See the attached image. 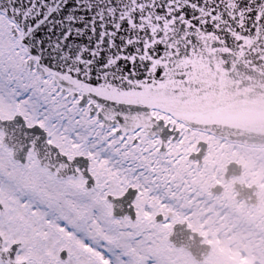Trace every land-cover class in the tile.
I'll return each instance as SVG.
<instances>
[{
  "label": "snow or ice",
  "instance_id": "1",
  "mask_svg": "<svg viewBox=\"0 0 264 264\" xmlns=\"http://www.w3.org/2000/svg\"><path fill=\"white\" fill-rule=\"evenodd\" d=\"M238 20L264 0H0V264H156L166 165Z\"/></svg>",
  "mask_w": 264,
  "mask_h": 264
},
{
  "label": "flooded vegetation",
  "instance_id": "2",
  "mask_svg": "<svg viewBox=\"0 0 264 264\" xmlns=\"http://www.w3.org/2000/svg\"><path fill=\"white\" fill-rule=\"evenodd\" d=\"M181 142L159 193L163 232L184 224L187 240L209 245L203 264L224 260L218 249L225 245L232 264H249L250 254L264 251V146L227 142L189 127Z\"/></svg>",
  "mask_w": 264,
  "mask_h": 264
},
{
  "label": "water",
  "instance_id": "3",
  "mask_svg": "<svg viewBox=\"0 0 264 264\" xmlns=\"http://www.w3.org/2000/svg\"><path fill=\"white\" fill-rule=\"evenodd\" d=\"M243 5L244 0H235ZM240 15V13H237ZM223 21L221 27L227 28ZM232 32L239 36L236 39ZM232 32L220 33L210 69L199 86L197 116L190 127L208 131L230 141L264 145V23L238 20ZM216 37L209 39V44ZM226 40V43L224 42ZM175 247L189 250L201 262L204 249L184 240L183 225H175L167 236ZM206 253V252H205Z\"/></svg>",
  "mask_w": 264,
  "mask_h": 264
},
{
  "label": "rangeland",
  "instance_id": "4",
  "mask_svg": "<svg viewBox=\"0 0 264 264\" xmlns=\"http://www.w3.org/2000/svg\"><path fill=\"white\" fill-rule=\"evenodd\" d=\"M162 234V243L164 240V235ZM161 243V244H162ZM218 253L220 254V257L223 256L224 260L219 259L218 264H232L233 261L232 257V251L231 248L228 245H225L218 249ZM259 256V258H258ZM257 258V259H256ZM165 260L164 264H195L193 263L188 256L185 255L184 252L173 250L172 248H166L164 249L162 246H160V252L158 256L156 257V264H161L162 260ZM251 259V262L249 264H264V251L261 249H258V254H250L249 260ZM204 264H214L211 259H209ZM243 264H245L243 260Z\"/></svg>",
  "mask_w": 264,
  "mask_h": 264
}]
</instances>
